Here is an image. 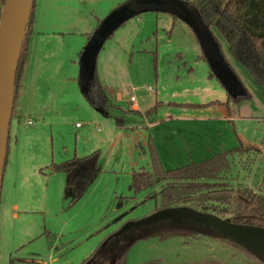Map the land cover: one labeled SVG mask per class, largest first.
Wrapping results in <instances>:
<instances>
[{
  "label": "rangeland",
  "instance_id": "374dc122",
  "mask_svg": "<svg viewBox=\"0 0 264 264\" xmlns=\"http://www.w3.org/2000/svg\"><path fill=\"white\" fill-rule=\"evenodd\" d=\"M124 1L35 0L27 33L29 58L14 94L9 126L0 197V264H9L11 257L13 264H80L95 251L117 250L120 239L150 228L129 226L120 232L126 221L161 208L156 194L160 183L138 192L130 185L133 170L153 168L150 140L165 169L202 160L239 142L255 145L258 150L229 155V167L214 179L233 189H263L264 84L230 54L215 27L211 30L238 80L237 90L248 91L249 97L237 101L229 80L209 67L195 32L180 16L159 10L126 17L98 50L97 79L115 105H98L94 92L83 89L89 82L79 76V61L87 35ZM119 91L123 97L117 101ZM130 93L137 98V110L127 100ZM182 102L199 104H178ZM116 115H122L123 126L115 123ZM97 149L100 171L73 201L65 173L51 171L49 164ZM195 201L172 205L199 208ZM253 251L210 234L147 236L129 246L126 260L264 264V248Z\"/></svg>",
  "mask_w": 264,
  "mask_h": 264
},
{
  "label": "trees",
  "instance_id": "16d2710c",
  "mask_svg": "<svg viewBox=\"0 0 264 264\" xmlns=\"http://www.w3.org/2000/svg\"><path fill=\"white\" fill-rule=\"evenodd\" d=\"M0 2L2 4L3 0H0ZM192 5L198 10L202 20L208 27H215L223 36L228 44L230 54L240 64L248 68L259 84H264V0H193ZM33 8L17 63L15 94L18 83L21 80L24 65L28 59L27 37L29 29L31 30ZM111 33L112 31L108 36ZM217 43L218 46H221L218 41ZM88 90L99 94L102 97L100 105L107 106L96 75H94ZM249 96L248 91H244L237 93L234 98L238 101ZM178 104L196 105L199 103ZM105 107L104 110H106ZM13 109L11 118L14 113ZM149 110L151 108L147 109L146 112ZM115 121L121 124L123 121L122 116H116ZM149 146L153 168L152 170L141 168L132 171L130 185L133 192L146 190L155 183H160V190L156 194L158 193L161 197V208L171 206L173 203L179 201L196 200L195 205L199 207L198 209L214 212L221 217L235 222L264 227V182L262 184L263 189L260 188V191H257L247 185L233 189L214 179L229 167L228 156L232 155L234 151L243 152L251 148L258 150L259 147H255L252 144L244 146L239 142L233 148L222 149L202 160L191 161L184 165L165 169L151 140ZM99 158L100 151L97 149L89 154L82 156L74 155L59 162H52L49 168L51 171L65 173L66 188L71 190L72 200L75 201L84 194L99 173ZM212 179L214 180L211 181ZM148 196L153 195L149 194ZM196 233L210 234L215 238L239 247L243 251L255 254L252 249L233 239L218 235L208 228L192 224L161 223L141 232L136 231L127 239H120L121 245L117 250L107 249L108 251L106 252L95 251L80 264H128L126 260L127 250L139 238L147 236L166 238L172 235L182 236ZM19 259L27 260L28 258L21 257ZM13 260L14 258L11 257L9 264H13ZM201 264L230 263L218 259H206Z\"/></svg>",
  "mask_w": 264,
  "mask_h": 264
},
{
  "label": "water",
  "instance_id": "95a60500",
  "mask_svg": "<svg viewBox=\"0 0 264 264\" xmlns=\"http://www.w3.org/2000/svg\"><path fill=\"white\" fill-rule=\"evenodd\" d=\"M33 4L34 0H3L0 11V195L14 104L16 68ZM146 9L170 11L185 19L204 48L211 67L223 81L224 79L229 80L228 85L232 89L231 92H239L237 90L238 80L221 55L210 27L202 20L193 5L179 0H126L114 8L101 20L86 42L79 61V76L82 80L88 81L91 77L97 51L105 36L126 17ZM86 88L87 85L83 86V89ZM159 222L192 224L211 229L214 233L233 239L252 250L264 248L263 226L235 222L214 212L183 204L162 207L140 219L126 221L120 227V232L129 226L144 225L153 228L155 223Z\"/></svg>",
  "mask_w": 264,
  "mask_h": 264
},
{
  "label": "crops",
  "instance_id": "0c3cea01",
  "mask_svg": "<svg viewBox=\"0 0 264 264\" xmlns=\"http://www.w3.org/2000/svg\"><path fill=\"white\" fill-rule=\"evenodd\" d=\"M188 3V2H187ZM189 4H191V3H189ZM192 5V4H191ZM1 6H2V4H1V2H0V11H1ZM146 10H159V11H164V12H167V13H169V14H171V15H173L174 17L175 16H177L175 13H172V12H170V11H166V10H162V9H146ZM146 10H143V11H146ZM140 12H142V11H140ZM139 12V13H140ZM136 14H138V13H136ZM182 18V17H181ZM125 20H126V18H125ZM125 20H123V22L125 21ZM182 20L184 21V22H186L187 24H188V26L192 29V27L190 26V24L185 20V19H183L182 18ZM122 21L119 23V24H122L123 23ZM118 24V25H119ZM210 30H211V28H210ZM192 31H194L193 29H192ZM213 30H211V32H212ZM170 32V31H169ZM213 33V32H212ZM214 35V34H213ZM89 36H90V34L89 35H87V40H88V38H89ZM196 36V35H195ZM214 37H215V39L217 38L215 35H214ZM196 38H197V36H196ZM197 40H198V38H197ZM198 42H199V40H198ZM102 46V45H101ZM100 46V47H101ZM99 47V48H100ZM99 50V49H98ZM97 53H98V51H97ZM96 56H97V54H96ZM28 58H29V55H28ZM208 62V61H207ZM229 64V63H228ZM208 65H209V67L211 68V65L208 63ZM229 67H230V64H229ZM211 70V69H210ZM93 73H92V76L89 78V80H88V87H87V89L86 90H88L89 89V86H90V84L92 83V80H93V77H94V75H96L97 76V74H96V67H95V62H94V67H93V71H92ZM22 74H24V69H23V72H22ZM66 78H67V76H66ZM66 78H64V79H66ZM98 78V77H97ZM62 79H63V76H62ZM67 80H68V78H67ZM98 81H99V79H98ZM100 86H101V89H102V95H103V98H104V100H105V102H106V104H107V106H114L115 105V103L114 102H111L109 99H108V97H107V94L104 92V89H103V86H102V84H101V82H100ZM149 88V87H148ZM149 90H152V88L150 87L149 88ZM234 95H236L237 93H240V91L238 92V91H235V92H232ZM19 94H20V96H22L21 94H22V88H20V91H19ZM95 94V93H94ZM131 94H133V93H130L129 94V96H128V98H127V100L130 102V105H131V100H130V95ZM95 96H96V103L98 104V105H100V101H101V96L99 95V94H95ZM122 97H123V93L121 92V91H119V92H117L116 93V97H115V99L117 100V101H119L120 99H122ZM135 98H136V96H135ZM182 103H189V102H182ZM136 104H137V98H136ZM106 106V105H105ZM131 107V109H133V110H137L138 109V104H137V108H132V106H130ZM150 109V108H149ZM116 116H122V115H116ZM115 116V117H116ZM30 119V118H29ZM27 122H28V119H27ZM115 123L118 125V126H123V121H122V123L121 124H119V123H117L116 121H115ZM76 125H78V122H76ZM10 134V133H9ZM9 140H10V135H9ZM8 144H9V141H8ZM215 153V152H214ZM74 156V155H73ZM8 159H9V148L7 147V155H6V161H5V164L6 163H8ZM62 161V160H61ZM51 164V163H50ZM50 164H49V166H50ZM4 169H5V166H4ZM48 169H50L49 167H48ZM53 171V170H52ZM66 179V178H65ZM2 188V187H1ZM0 197H1V195H0ZM13 206H14V208L16 207V203L14 202L13 204H12Z\"/></svg>",
  "mask_w": 264,
  "mask_h": 264
},
{
  "label": "built area",
  "instance_id": "2783aa9c",
  "mask_svg": "<svg viewBox=\"0 0 264 264\" xmlns=\"http://www.w3.org/2000/svg\"><path fill=\"white\" fill-rule=\"evenodd\" d=\"M148 87L150 88V86L148 85ZM130 100H131V106L132 108H137V104H136V98H135V95L134 94H131L130 95ZM31 120L28 119V122H30Z\"/></svg>",
  "mask_w": 264,
  "mask_h": 264
}]
</instances>
